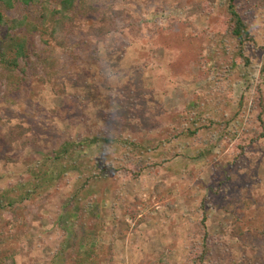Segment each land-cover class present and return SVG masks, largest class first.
I'll return each mask as SVG.
<instances>
[{
	"label": "rangeland",
	"instance_id": "1",
	"mask_svg": "<svg viewBox=\"0 0 264 264\" xmlns=\"http://www.w3.org/2000/svg\"><path fill=\"white\" fill-rule=\"evenodd\" d=\"M227 2L85 0L92 9L84 7L76 17L65 37L68 50L53 51L55 74L44 81L46 71L38 65L17 91L7 94L1 87V263L12 257V264H71L75 250L68 254L71 248L59 245L78 227L73 213L69 223L61 218L75 173L47 180L48 189L17 200L32 169L46 170L44 162L63 146L97 136L113 142L97 144L88 156H100L103 144L119 158V142L127 140L150 150L143 167L154 158L159 165L131 180L113 161L119 172L83 193L86 226L97 231L96 247L81 251L84 264H188L187 232L203 211L212 246L206 264H264V240L255 236L264 222V140L244 139L257 115L249 109L256 87L264 94V0H236L257 37L248 49L250 64L236 68L229 85L216 77L228 68L218 43ZM34 9L3 15L20 19ZM109 24L113 31L103 38L89 34ZM44 48L37 44L35 50ZM217 94H231L233 111L236 101L244 105L239 133L228 134L230 122L225 131L198 129L196 140L175 137L194 128L198 112H205L199 108L213 107ZM21 128L28 132L16 137Z\"/></svg>",
	"mask_w": 264,
	"mask_h": 264
},
{
	"label": "trees",
	"instance_id": "2",
	"mask_svg": "<svg viewBox=\"0 0 264 264\" xmlns=\"http://www.w3.org/2000/svg\"><path fill=\"white\" fill-rule=\"evenodd\" d=\"M17 7L35 9L32 16L25 15L20 19L7 18L3 15L5 11H11ZM84 7L89 10L92 9L89 4L85 3V0H0V89L3 86L7 94L17 91L26 82L28 71L37 70L38 65L41 69L40 72L46 71L45 76L42 78L44 81H48L55 74L54 70L58 65V58L53 55V51L56 48L60 51L68 50L65 37L72 33L75 27V19ZM227 16L228 18L222 24L223 28L218 32L220 33L218 43L224 47V52L227 54L228 68L224 72L219 71L216 77H218L217 82L228 84V78L235 74L236 68L250 64L248 49L256 44L257 34L243 18V13L239 11L236 0H228ZM112 31L113 25L109 24L108 26H100L94 30V33L90 31L89 34L91 37L103 38ZM35 38H38V41H35ZM37 44H42L45 47L43 52L35 50ZM31 74L33 72L29 75ZM217 87L220 88L221 86ZM222 90H224V87H221L218 92L222 93ZM254 93L249 109L256 110L257 115L253 120L254 127L247 128L244 138L249 139L250 143L264 140V94L259 87H256ZM226 95H222L219 99L217 94L218 99L212 102L213 107L201 106L199 109L204 110L207 115L204 116V113L199 111L197 118H194L193 121L194 128L185 127L184 131H177L175 137L183 134L190 140H196L194 137L198 129H212L214 132L225 131L229 128L230 122L233 125L228 134L237 135L239 133L237 127H240L241 124L238 117L243 118L247 112L240 101H236L238 109L233 111L231 109L233 104L229 105L231 94L228 97ZM210 110L212 113H208ZM229 110L231 116L228 120H225ZM196 124L198 128H196ZM27 132L28 129L21 128L20 131L18 129L16 137L25 136ZM110 142H113V140L96 136L82 138L77 143L63 146L49 157L51 159L48 160V165L44 162L46 170H43L40 166L37 167V171L32 169L33 175L22 184L24 194L17 200L20 202L31 199L34 193L38 192L37 194H39L44 189H48L47 180H59L68 172L75 173V186L72 188L69 203L62 212L61 218L62 220L65 218L66 223H69L71 220L67 217L73 213L78 227L70 235L65 234V239L59 245L61 250L71 248L68 254L75 250L74 254H70L71 264H84L83 258L80 256L84 246L89 245L88 253L96 247L94 243L97 231H94V229L88 230L86 226L88 212L86 208L83 207L84 210H81V206H79L80 201L83 199V193L89 191L98 181L108 180L114 172H119L118 168H115L112 164L113 161L119 162L118 167L131 180L137 179L145 169L152 171L159 165L154 158L153 161L149 160L147 165L143 167L141 164L142 159L143 157L150 158L148 156L150 150L144 149L138 143L128 142L127 140L119 142L124 151H122V156H119V158H114L116 152L109 153L108 147L103 146V144L100 145V156H88L86 154L87 150L95 148L97 144H108ZM186 144L191 146L189 141ZM197 155L202 156L200 151L197 152ZM176 156L174 155V157ZM120 162L122 163L121 166L119 165ZM3 200L4 198L0 197V208L3 206ZM13 202L9 205L11 206ZM203 212L201 219L195 222L187 232L186 261L188 264H206V258L212 249L206 224L208 214ZM239 234L237 227V235ZM255 236L264 240V222L255 229ZM3 259L4 263H1L0 260V264H12V257ZM91 263L94 264L93 261Z\"/></svg>",
	"mask_w": 264,
	"mask_h": 264
}]
</instances>
